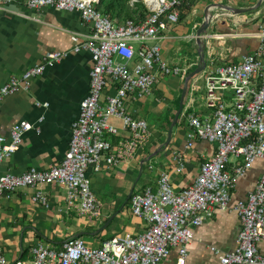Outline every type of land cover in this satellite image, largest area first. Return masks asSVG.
<instances>
[{
    "label": "built area",
    "instance_id": "1",
    "mask_svg": "<svg viewBox=\"0 0 264 264\" xmlns=\"http://www.w3.org/2000/svg\"><path fill=\"white\" fill-rule=\"evenodd\" d=\"M137 1L131 0V4ZM142 1L149 10L146 18L115 23L98 8L100 0H0V9L16 2L32 10L52 7L78 11L91 31L83 41L77 34H70L73 49L88 50L92 58L89 92L72 123L65 157L47 169L33 166L20 174L0 171V201L22 187L55 183L66 187L69 206L91 217L100 215L101 202L91 187L88 169L99 168L102 160L108 165L118 164L144 147L151 137L148 122L132 113L131 104L152 94L161 78L175 75L186 79L190 73V66L166 60L161 43L170 24L180 20L181 6L187 0ZM257 37L260 43L255 52L233 63H218L216 56H210L201 72L203 84L196 77L189 81L193 96L204 91L207 106L214 110L204 116L194 112L186 115V147L192 148L197 138H203L217 144L216 152L200 164L189 186L176 191L171 174L162 171L156 187L147 186L131 195V212L147 223L142 232L115 235L99 246L89 245L82 236H72L58 244L37 241L29 255L14 264H159L173 248L179 251L177 264H185L195 228L216 208H227L238 179L257 159H264V19ZM66 54L63 50L49 51L42 61L20 75H12L0 87V101L19 89H29L46 66ZM107 89L113 93L106 95L102 103ZM113 118L120 120L121 126ZM32 126L22 120L12 126L8 137L0 136V167L20 148L23 135ZM183 153L174 150L171 155L174 170L179 173L186 165ZM232 155L239 161L228 169ZM34 199L48 205L41 191ZM235 209L242 221L237 246L227 253L212 247L218 264H264L258 248L264 239V172L255 189L247 199L238 201ZM0 264H10L2 248Z\"/></svg>",
    "mask_w": 264,
    "mask_h": 264
},
{
    "label": "crops",
    "instance_id": "2",
    "mask_svg": "<svg viewBox=\"0 0 264 264\" xmlns=\"http://www.w3.org/2000/svg\"><path fill=\"white\" fill-rule=\"evenodd\" d=\"M259 1L187 0L181 6L180 20L170 24L161 42L166 60L174 65L190 66L189 72L198 67L196 32L207 4L224 3L244 8L255 6ZM216 13L219 21L206 35L207 64L210 56H216L218 63L239 62L244 55L258 49L257 33L264 19V0L257 8L239 15H231L222 9ZM90 31L78 11L52 7L32 10L16 2L0 9V87L12 75H20L42 61L49 51L67 52L58 62L46 66L43 74L33 79L29 89H19L0 101V136L8 137L12 126L22 120L33 125L23 135L20 148L3 161L1 173L20 174L33 166L47 169L65 157L72 123L89 92L92 66L90 52L85 49L75 51L70 34H77L83 41ZM201 74L193 79L196 77L203 84ZM184 85L185 79L181 76H166L155 85L152 94L134 101L132 113L148 122L151 132L148 143L133 157L118 164L108 165L102 160L99 168L91 166L88 169L91 187L101 202L100 215L91 217L69 206L66 187L61 184L22 187L4 196L0 201V248L10 264L26 258L30 247L37 241L58 244L69 237L82 236L89 245L99 246L103 240L115 235L139 234L147 223L131 212L133 193L147 186L156 187L162 171L171 174L176 191L194 182L200 164L212 157L217 148L216 143L203 138H197L192 148L186 147V115L194 112L204 116L214 110L207 106L204 91L193 96L190 85L187 87L170 142L160 150L168 139L169 128L180 107ZM109 93L113 90L107 89L102 103ZM113 122L121 126L120 120L113 118ZM111 139L116 140L114 136ZM174 150L184 152L186 165L180 173L172 164ZM238 161L239 158L230 156L227 168L231 169ZM263 172L264 159L260 158L238 179L228 207L216 208L211 217L195 228L185 264H218V255L212 247L222 253L236 248L242 221L235 206L238 201L247 199ZM40 191L48 198L47 206L34 199ZM258 248L264 257V239L258 243ZM178 257V249L173 248L170 256L159 264H177Z\"/></svg>",
    "mask_w": 264,
    "mask_h": 264
},
{
    "label": "water",
    "instance_id": "3",
    "mask_svg": "<svg viewBox=\"0 0 264 264\" xmlns=\"http://www.w3.org/2000/svg\"><path fill=\"white\" fill-rule=\"evenodd\" d=\"M261 2H262V0H260L255 6L244 7V8H238V7L230 6V5H227L224 3H211V4H207L205 6L204 18H203L202 22L200 23V26L196 32L197 33L196 42H197V46H198L199 65L197 68L192 70L187 75V77L185 79V85H184L185 88H184V92H183L182 97H181L180 107H179L178 112L176 113V115H175V117L171 123V126L169 128L168 139H167L166 143L161 145L160 150L165 145H168V143L170 142L172 132H173V127L177 123L179 115H180L181 110H182V105H183L182 103L184 100V96H185L189 81L194 76H196L197 74H200L206 68V65H207L206 46H207V40H208V36H206V35L210 34L211 31L214 30L215 23H217L219 21V15H216L217 10L222 9V10H226V11L230 12L231 15H239V14L248 12L250 10H253L254 8H257ZM15 8H16V6H15Z\"/></svg>",
    "mask_w": 264,
    "mask_h": 264
},
{
    "label": "trees",
    "instance_id": "4",
    "mask_svg": "<svg viewBox=\"0 0 264 264\" xmlns=\"http://www.w3.org/2000/svg\"><path fill=\"white\" fill-rule=\"evenodd\" d=\"M98 8L115 23H122L128 19L144 17L149 14L142 0L131 4V0H100Z\"/></svg>",
    "mask_w": 264,
    "mask_h": 264
},
{
    "label": "bare ground",
    "instance_id": "5",
    "mask_svg": "<svg viewBox=\"0 0 264 264\" xmlns=\"http://www.w3.org/2000/svg\"><path fill=\"white\" fill-rule=\"evenodd\" d=\"M220 11V10H219ZM218 15V14H217Z\"/></svg>",
    "mask_w": 264,
    "mask_h": 264
},
{
    "label": "rangeland",
    "instance_id": "6",
    "mask_svg": "<svg viewBox=\"0 0 264 264\" xmlns=\"http://www.w3.org/2000/svg\"><path fill=\"white\" fill-rule=\"evenodd\" d=\"M43 227V226H42ZM45 237V236H44Z\"/></svg>",
    "mask_w": 264,
    "mask_h": 264
}]
</instances>
